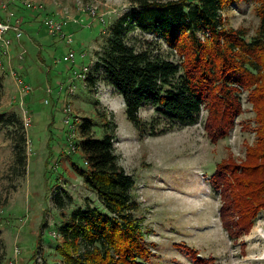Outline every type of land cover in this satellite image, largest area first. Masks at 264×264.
<instances>
[{"label":"rangeland","instance_id":"374dc122","mask_svg":"<svg viewBox=\"0 0 264 264\" xmlns=\"http://www.w3.org/2000/svg\"><path fill=\"white\" fill-rule=\"evenodd\" d=\"M131 8L130 0H0V18L13 11L23 31L20 40L12 41L10 56L0 54V113L19 117L27 138L26 164L16 175L20 166L14 160L13 140L18 126L0 124V264H57L54 244L60 239V222L75 207H101L74 169L85 167L78 148L85 119L94 135H112L118 163L134 179V215L140 219L152 264H195L191 251L211 259V264H264V210L247 234L229 238L218 217L220 198L209 179L216 163L228 153L243 160L246 145L255 140L257 123L247 90L240 94L242 112L229 136L216 143L203 128L205 109L198 123L152 136L126 119L122 98L102 81L91 86L87 78L76 79L73 94L59 92L74 69L84 64L92 70L110 25ZM46 17L62 21V31L47 29ZM222 17L226 27H245L249 36L258 25L248 0L232 2ZM130 35L137 45L144 38L154 39L138 30ZM69 51L75 53L74 63L62 59ZM18 79L29 89L22 90ZM67 104L70 114L64 110ZM26 115L31 118L28 125ZM139 115L149 123L155 112L145 106Z\"/></svg>","mask_w":264,"mask_h":264},{"label":"trees","instance_id":"16d2710c","mask_svg":"<svg viewBox=\"0 0 264 264\" xmlns=\"http://www.w3.org/2000/svg\"><path fill=\"white\" fill-rule=\"evenodd\" d=\"M130 1L132 8L110 25L103 52L85 79L91 86L97 80L109 86L122 98L126 119L152 136L198 123L205 109L203 128L211 143L229 136L242 112L240 94L248 91L257 123L255 140L246 145L243 160L228 153L209 177L212 192L220 198L221 226L236 240L264 210V0H248L258 18L250 36L245 27H226L222 17L232 2L243 0ZM134 30L154 39L144 38L137 45L130 35ZM145 106L155 112L149 123L139 115ZM1 123L18 126L13 149L20 166L15 173L22 174L27 141L23 122L0 113ZM79 129L85 167L74 169L101 207H75L60 222V239L54 244L57 264H152L134 215V179L118 163L112 135H94L87 119ZM54 196L62 206L59 195ZM191 252L195 264L212 263Z\"/></svg>","mask_w":264,"mask_h":264},{"label":"built area","instance_id":"2783aa9c","mask_svg":"<svg viewBox=\"0 0 264 264\" xmlns=\"http://www.w3.org/2000/svg\"><path fill=\"white\" fill-rule=\"evenodd\" d=\"M6 1V0H4ZM6 4V3H5ZM26 5L30 6V3H26ZM6 6V5H5ZM44 26L47 27L52 33L60 32L63 28V22L56 20L51 17H46L43 21ZM22 29H21V21L18 16L14 14L13 11L9 10L5 13V16L0 18V54L8 58L10 56V50H11V44L13 40H20L22 36ZM66 41L69 43L71 42L70 38H66ZM84 54H81V57H83ZM63 61L65 62H71L74 63L75 61V53L74 51H69L67 54L63 56ZM89 71L88 65L82 64L79 68H76L72 71V77L68 80L66 84H60L59 85V92L63 91L67 94H73L75 90V85L73 83L76 79L84 80L87 73ZM18 84L22 85V90H28L29 85L23 84V81L21 79H18ZM48 93H50V89H47ZM45 103H48L47 99L44 100ZM65 112L67 114H70L71 108L70 105H66L64 108ZM27 116V115H26ZM64 122H69V115H66ZM31 121V118L27 116V118L24 119V124L28 125V123ZM54 234V233H53ZM52 234V235H53ZM54 237L56 235H53Z\"/></svg>","mask_w":264,"mask_h":264}]
</instances>
